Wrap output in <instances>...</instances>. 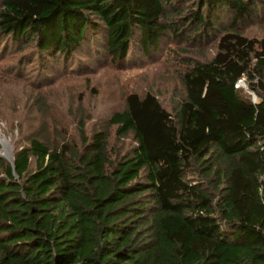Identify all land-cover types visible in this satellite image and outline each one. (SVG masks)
Masks as SVG:
<instances>
[{
    "label": "trees",
    "instance_id": "trees-1",
    "mask_svg": "<svg viewBox=\"0 0 264 264\" xmlns=\"http://www.w3.org/2000/svg\"><path fill=\"white\" fill-rule=\"evenodd\" d=\"M257 12L264 0H0V49L41 61L95 34L115 64L164 38L211 51L183 58L171 110L128 92L107 127L79 116L74 139L46 136L42 117L0 158V264H264V36L240 27ZM110 127L132 145L112 153Z\"/></svg>",
    "mask_w": 264,
    "mask_h": 264
},
{
    "label": "rangeland",
    "instance_id": "rangeland-1",
    "mask_svg": "<svg viewBox=\"0 0 264 264\" xmlns=\"http://www.w3.org/2000/svg\"><path fill=\"white\" fill-rule=\"evenodd\" d=\"M240 27L246 36L261 38L264 14L257 12ZM92 37L66 62L41 61L30 46L17 49L16 45H3L0 49L1 159L12 160L13 152L35 134L42 117L46 136L65 133L74 139L79 116L84 118L86 128L107 127L106 119L121 107L128 92L150 91L171 110L182 95L178 73L183 69V58L204 60L211 53L209 47H200L205 43L196 47L187 41L164 38L149 56L133 47L131 57L115 64L104 53L101 35ZM239 83L244 86L242 80ZM108 144L113 153L131 146L132 140L130 136L123 141L114 139L110 127Z\"/></svg>",
    "mask_w": 264,
    "mask_h": 264
},
{
    "label": "built area",
    "instance_id": "built-area-1",
    "mask_svg": "<svg viewBox=\"0 0 264 264\" xmlns=\"http://www.w3.org/2000/svg\"><path fill=\"white\" fill-rule=\"evenodd\" d=\"M239 81H240V80H238V81L236 82V84H235L236 86H238V85H242L241 83H239Z\"/></svg>",
    "mask_w": 264,
    "mask_h": 264
},
{
    "label": "water",
    "instance_id": "water-1",
    "mask_svg": "<svg viewBox=\"0 0 264 264\" xmlns=\"http://www.w3.org/2000/svg\"><path fill=\"white\" fill-rule=\"evenodd\" d=\"M2 156L6 157L7 159L10 160V158L8 157V155H2ZM11 161H12V160H10V162H11Z\"/></svg>",
    "mask_w": 264,
    "mask_h": 264
}]
</instances>
